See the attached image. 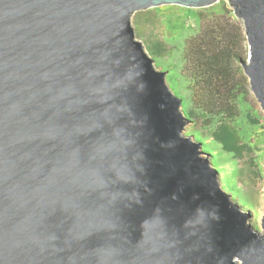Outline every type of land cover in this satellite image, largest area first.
Here are the masks:
<instances>
[{
	"label": "water",
	"instance_id": "obj_1",
	"mask_svg": "<svg viewBox=\"0 0 264 264\" xmlns=\"http://www.w3.org/2000/svg\"><path fill=\"white\" fill-rule=\"evenodd\" d=\"M220 1L264 110V0H0V264H264L132 22Z\"/></svg>",
	"mask_w": 264,
	"mask_h": 264
},
{
	"label": "rangeland",
	"instance_id": "obj_2",
	"mask_svg": "<svg viewBox=\"0 0 264 264\" xmlns=\"http://www.w3.org/2000/svg\"><path fill=\"white\" fill-rule=\"evenodd\" d=\"M229 7L226 1H220L205 9H193L181 6H161L137 12L133 18L137 40L142 42L146 52L156 61L158 70L167 71V82L181 98L188 93L183 88L181 75L184 44L186 39L198 32L200 16H210L222 12V6ZM230 9V7H229ZM202 17V18H203ZM248 59V57H247ZM242 67V66H241ZM243 69V68H242ZM246 76V75H245ZM247 78V76H246ZM247 94L242 105V113L251 118L245 129L238 134L236 148L222 146L224 137L218 134L220 128L213 130L211 124L198 115L191 114V107L184 100L183 111L190 115L192 122L185 128L184 134L195 136L203 144V150L211 154V162L218 169L221 186L246 208L259 203L258 214L250 219V224L258 230L264 217V110L252 93L247 78ZM213 130V131H211ZM244 211H247L246 209Z\"/></svg>",
	"mask_w": 264,
	"mask_h": 264
},
{
	"label": "trees",
	"instance_id": "obj_3",
	"mask_svg": "<svg viewBox=\"0 0 264 264\" xmlns=\"http://www.w3.org/2000/svg\"><path fill=\"white\" fill-rule=\"evenodd\" d=\"M202 17L198 32L186 39L181 55L183 88L188 93L182 98L191 107L190 115L200 116L213 130L220 128L222 146L232 149L243 129L251 131L246 122L253 123L242 113L248 81L241 62L249 55L247 38L243 23L225 5L222 12ZM249 209L257 215L260 205Z\"/></svg>",
	"mask_w": 264,
	"mask_h": 264
}]
</instances>
